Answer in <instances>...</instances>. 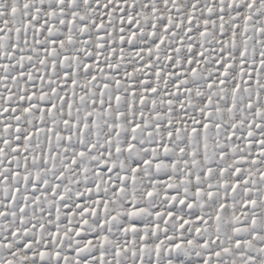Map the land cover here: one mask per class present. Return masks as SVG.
Returning <instances> with one entry per match:
<instances>
[{
  "label": "snow or ice",
  "instance_id": "snow-or-ice-1",
  "mask_svg": "<svg viewBox=\"0 0 264 264\" xmlns=\"http://www.w3.org/2000/svg\"><path fill=\"white\" fill-rule=\"evenodd\" d=\"M0 264H264V0H0Z\"/></svg>",
  "mask_w": 264,
  "mask_h": 264
}]
</instances>
